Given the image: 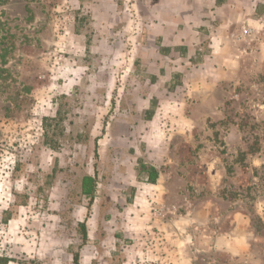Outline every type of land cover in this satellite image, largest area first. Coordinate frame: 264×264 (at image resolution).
<instances>
[{
  "label": "rangeland",
  "instance_id": "1",
  "mask_svg": "<svg viewBox=\"0 0 264 264\" xmlns=\"http://www.w3.org/2000/svg\"><path fill=\"white\" fill-rule=\"evenodd\" d=\"M113 4L0 0V256L264 264V22L211 74L193 62L203 40L166 88L131 0ZM144 161L153 185L137 183Z\"/></svg>",
  "mask_w": 264,
  "mask_h": 264
},
{
  "label": "crops",
  "instance_id": "2",
  "mask_svg": "<svg viewBox=\"0 0 264 264\" xmlns=\"http://www.w3.org/2000/svg\"><path fill=\"white\" fill-rule=\"evenodd\" d=\"M109 2L113 7V0ZM263 3L262 0H131L134 12L130 19L143 21L147 32V45L155 46V54L152 55L156 58L150 60L144 55L145 59L141 62L149 74L153 72L154 76H160L159 74L165 72L168 75L165 83L167 88L178 74L182 76L175 71L178 70V60L187 61L184 65L187 71L191 58L201 56L204 52L203 40H206L209 50L204 53L207 54H203L199 64L193 62L197 66H203L205 72L210 74L212 71L221 70L225 64L223 50L227 40H234L236 36L238 38L242 29L247 26L264 22V19H254L259 17L257 8ZM144 50L149 52L150 49ZM149 99L151 104L154 98ZM144 110L142 120L148 121L152 118L153 111L148 106ZM144 162L157 168L153 162ZM137 176L138 171L137 183L153 185L138 180Z\"/></svg>",
  "mask_w": 264,
  "mask_h": 264
},
{
  "label": "trees",
  "instance_id": "3",
  "mask_svg": "<svg viewBox=\"0 0 264 264\" xmlns=\"http://www.w3.org/2000/svg\"><path fill=\"white\" fill-rule=\"evenodd\" d=\"M158 171L153 166L147 165L145 163H140L138 167V176L137 179L148 183V184H154L157 179ZM81 192L87 196L91 197L94 190H95V180L93 177L87 175L82 178L81 182ZM81 228H83V223L80 224ZM85 236H83V239ZM11 261L8 257L0 256V264H8V262ZM73 262L74 264H78V255L75 254L73 256Z\"/></svg>",
  "mask_w": 264,
  "mask_h": 264
},
{
  "label": "built area",
  "instance_id": "4",
  "mask_svg": "<svg viewBox=\"0 0 264 264\" xmlns=\"http://www.w3.org/2000/svg\"><path fill=\"white\" fill-rule=\"evenodd\" d=\"M251 33V29H244L242 32L243 35H249Z\"/></svg>",
  "mask_w": 264,
  "mask_h": 264
}]
</instances>
